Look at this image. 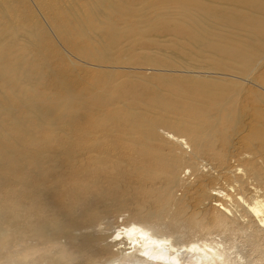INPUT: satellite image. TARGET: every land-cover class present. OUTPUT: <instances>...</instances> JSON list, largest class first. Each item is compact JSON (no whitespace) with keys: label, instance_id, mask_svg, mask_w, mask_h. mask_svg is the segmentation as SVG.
<instances>
[{"label":"bare ground","instance_id":"6f19581e","mask_svg":"<svg viewBox=\"0 0 264 264\" xmlns=\"http://www.w3.org/2000/svg\"><path fill=\"white\" fill-rule=\"evenodd\" d=\"M217 1L229 6L159 0L161 8L175 5L176 19L186 23L171 21L165 12L151 20V31L183 33L194 48L232 57L240 62L239 72L264 78V71L255 70L263 60L260 43L222 42L209 30L211 22L221 20L264 33V0ZM131 2L0 0V251L8 249L10 231L32 218L33 233L44 239L63 236L66 252L107 256L106 264H264V121L249 115L254 107H238L236 100L245 98L238 86L175 79L165 83L167 94L152 93L149 103L194 127L197 150L179 158L173 146L190 148V143L180 124L169 119H157L161 134L139 125L144 136L122 138L124 143L104 133L103 125L98 131L99 121H135V114L99 95L87 97L89 88L78 94L86 86H78L75 73L64 68L65 49L105 62L108 47L127 33L121 21L145 16L133 13ZM89 31L103 36L100 49ZM38 86L43 91L36 94ZM97 87L131 107L137 104L135 86ZM64 122L67 129L71 123V132L46 129ZM88 123L97 131H88ZM212 145L216 162L200 165ZM243 153L249 156L231 163ZM181 166L193 175L182 186L176 171ZM110 202L131 204L137 218L111 221ZM165 215L178 224L176 234L161 227Z\"/></svg>","mask_w":264,"mask_h":264},{"label":"rangeland","instance_id":"374dc122","mask_svg":"<svg viewBox=\"0 0 264 264\" xmlns=\"http://www.w3.org/2000/svg\"><path fill=\"white\" fill-rule=\"evenodd\" d=\"M158 1L132 0L131 3H127L133 13L138 11L145 16L141 15L138 18L131 15L129 18L121 21V28L127 30V33L121 38H117L116 42L108 47L107 54L110 57L105 62H96L95 60L78 56L73 52L70 53L71 55H68L69 52L66 49L64 50L68 58L67 62L64 63V68L72 70L75 73L79 79L78 86H86L80 88L78 94H84L85 89L89 88L92 92L91 94H86L87 97H90L92 94L99 95L109 101L115 102L114 108L125 107L135 114V121H99L98 131H101V125H103L105 128L104 133L111 134L113 138H118L119 141L124 143L121 140L122 138L144 136L139 133V125L155 132L156 135L161 134L159 122L162 121H158L157 119L166 118L172 124H180V130L186 133V138L190 143V148H184L185 146L180 147V145L173 146L174 152L179 155L178 157L181 158L194 151L196 152L197 148L193 142L195 134L190 131L194 127L186 123H178L173 114L148 101V98L153 92L167 94L165 83L175 79H195L197 81L219 83L225 86H238V92L244 94L245 97L243 98L241 96V102L236 100L238 107H254V109L250 110L249 115L252 117L253 115L259 114L264 121V88L259 89L254 87H264V78H261L259 76L260 74L254 72L248 75L239 72L240 62L232 57L217 54L209 48H202L204 49L203 51L194 48L183 33H176L172 29H155L151 31V20L165 12L171 14V21L175 20L182 24L186 23L176 19L177 8L175 5L167 4L165 8H161L158 6ZM208 2L221 7L229 6L227 2L217 0H208ZM238 8L243 11L247 10L242 6H238ZM260 16L264 18V12L260 13ZM211 25L209 30L215 34V38L222 42L228 43L226 41L227 39L229 41L237 40L243 44L260 43L263 47L261 54L263 60L255 67V70L257 72L264 71V33L259 32L254 34L249 27L227 24L221 20H214L211 22ZM88 36L91 38V42L96 50L101 48V44H105L103 36L97 35L94 31H89ZM57 42L62 48L63 44L61 41L58 40ZM150 59L155 60V62L148 61ZM218 64L223 65L224 68H218ZM96 73L97 75L95 77ZM106 73L111 74V77H105L104 74ZM253 79H256L260 85L253 81ZM25 85L27 83L21 84V86ZM0 86H3L2 82ZM97 86H135L137 104L135 107H131L128 100H120L117 96L111 94L108 89H102ZM244 86L253 87V89L257 90L246 89L243 92ZM26 87L30 89V86ZM42 91L43 88L38 86L36 94ZM4 95L8 96L5 93ZM145 110H148L149 115L144 114ZM70 127L71 123L67 129L65 122L61 124V127L58 125H46L48 131L60 133H66V131L71 132ZM85 128L88 131H97L90 123L86 124ZM37 131V129H32L33 133ZM74 132L79 131L75 130ZM158 142L164 146L167 145L160 137H158ZM190 149H192V152H190ZM212 149L213 145L207 147L204 154L205 157L198 159V162L201 163L200 165L204 164L201 160H214V157H217L218 154L214 153ZM221 149L224 151L227 150L224 147H221ZM229 151L231 152L233 150L230 149ZM247 156H249L247 153L234 155L231 163L236 165L239 159ZM176 171L180 186L193 179V175L190 176L189 170L185 166L177 168ZM248 187L253 190L254 185L251 184ZM181 192L179 190L175 195L180 196ZM230 207L235 214V209L232 206ZM108 208L114 215L111 221L121 223L122 219H126L127 217L137 218L134 210H132L131 204L120 203L116 205L110 202ZM234 217L242 223H246L247 221H244L243 218L237 215ZM141 219L145 221L143 218ZM176 224L172 218L165 215L161 222V227L166 232L176 234L178 230ZM22 227L21 229L10 231L11 235H8L9 237L5 240V242L9 243V247L8 249H2L0 251V264H106L110 259L107 256H92L93 258L90 256L91 258L89 257V259L88 254L76 255L72 251L66 252L67 239L63 236H47L44 239L39 234L33 233L31 231V228L34 227L32 218L23 222Z\"/></svg>","mask_w":264,"mask_h":264}]
</instances>
